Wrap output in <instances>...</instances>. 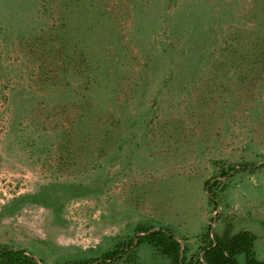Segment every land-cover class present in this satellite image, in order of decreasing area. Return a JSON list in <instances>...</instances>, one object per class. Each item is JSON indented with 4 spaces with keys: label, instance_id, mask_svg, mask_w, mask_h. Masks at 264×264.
I'll return each instance as SVG.
<instances>
[{
    "label": "rangeland",
    "instance_id": "rangeland-1",
    "mask_svg": "<svg viewBox=\"0 0 264 264\" xmlns=\"http://www.w3.org/2000/svg\"><path fill=\"white\" fill-rule=\"evenodd\" d=\"M263 160L264 0H0V249L82 260L145 223L264 259Z\"/></svg>",
    "mask_w": 264,
    "mask_h": 264
},
{
    "label": "trees",
    "instance_id": "trees-1",
    "mask_svg": "<svg viewBox=\"0 0 264 264\" xmlns=\"http://www.w3.org/2000/svg\"><path fill=\"white\" fill-rule=\"evenodd\" d=\"M253 165V164H250ZM264 168V160L258 165ZM223 170L219 176L227 174ZM218 180L205 181L208 191V202L212 209H216L217 200L215 191L210 189ZM219 184V183H218ZM217 184V185H218ZM254 234L249 230H241L227 239L211 232L210 226L201 235V244L196 253L186 256V248L176 239L166 227L155 228L151 224L138 223L134 234L124 240L118 241L114 247L103 252L98 257L82 260L55 262L52 264H103L106 261H116L122 258L125 252L133 254V247L141 243L149 245L155 256L170 260L171 264H238L237 256L243 253L246 264H264V259H257L253 249ZM130 259V258H128ZM33 256L23 249L3 247L0 249V264H40Z\"/></svg>",
    "mask_w": 264,
    "mask_h": 264
}]
</instances>
